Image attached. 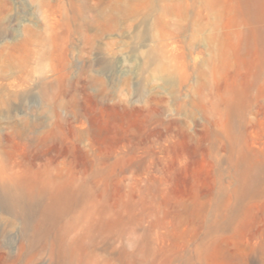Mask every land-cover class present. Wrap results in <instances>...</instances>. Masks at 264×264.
Segmentation results:
<instances>
[{"label":"rangeland","instance_id":"rangeland-1","mask_svg":"<svg viewBox=\"0 0 264 264\" xmlns=\"http://www.w3.org/2000/svg\"><path fill=\"white\" fill-rule=\"evenodd\" d=\"M69 263L264 264V0H0V264Z\"/></svg>","mask_w":264,"mask_h":264},{"label":"bare ground","instance_id":"bare-ground-1","mask_svg":"<svg viewBox=\"0 0 264 264\" xmlns=\"http://www.w3.org/2000/svg\"><path fill=\"white\" fill-rule=\"evenodd\" d=\"M71 259V258H70ZM74 263H75V261H74ZM70 264V263H69ZM73 264V263H72Z\"/></svg>","mask_w":264,"mask_h":264}]
</instances>
